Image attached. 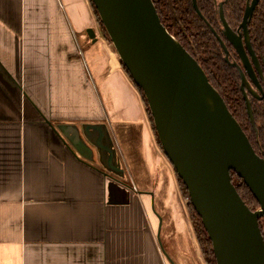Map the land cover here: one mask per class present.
<instances>
[{
  "label": "crops",
  "instance_id": "1",
  "mask_svg": "<svg viewBox=\"0 0 264 264\" xmlns=\"http://www.w3.org/2000/svg\"><path fill=\"white\" fill-rule=\"evenodd\" d=\"M69 10L92 27L89 0H0V264H208L141 92L97 33V76L119 81L111 89L126 111L102 108ZM59 125L76 126L91 151L71 147Z\"/></svg>",
  "mask_w": 264,
  "mask_h": 264
},
{
  "label": "water",
  "instance_id": "2",
  "mask_svg": "<svg viewBox=\"0 0 264 264\" xmlns=\"http://www.w3.org/2000/svg\"><path fill=\"white\" fill-rule=\"evenodd\" d=\"M92 2L121 63L145 95L161 147L186 185L189 199L212 242L216 264H264V233L260 224L264 217V156L256 152L199 61L164 25L153 0ZM258 2L247 1L243 24L254 65L262 74L248 31ZM193 5L204 18L197 0H193ZM225 27L227 38L258 83L242 37L237 44L226 22ZM88 33L93 41L98 39L94 27H89ZM220 41L228 53L221 37ZM241 73L245 82V74L242 70ZM242 91L253 122L251 101L243 86ZM88 126L100 130L103 127ZM54 128L64 133V140L78 152L89 149L76 126L73 130L67 129V125ZM109 147L114 159L117 152L113 141ZM110 169L124 175L117 160ZM233 171L258 200L256 210L238 192Z\"/></svg>",
  "mask_w": 264,
  "mask_h": 264
},
{
  "label": "trees",
  "instance_id": "3",
  "mask_svg": "<svg viewBox=\"0 0 264 264\" xmlns=\"http://www.w3.org/2000/svg\"><path fill=\"white\" fill-rule=\"evenodd\" d=\"M89 1L93 9V13L95 14V16H97L100 25L104 29L105 27L99 17L97 9L95 8L92 0ZM153 1L164 25L167 27L169 32L172 33L182 43V45L199 61V63L205 70L210 82L220 92L225 102L227 103L230 111L233 113L235 118L239 121L242 128L248 135L256 152L263 156L264 134L262 133L259 136L254 131L249 116L247 114L245 101L238 80L230 70L228 64L226 63L223 56V51L208 25V23H210L212 26L216 27L213 0H197L200 10L206 17L208 23L204 21L195 11L192 0ZM229 1L231 4L238 7L241 12L243 11L246 0ZM261 26V31L259 30L256 34L264 52V25L261 24ZM108 39L111 40L109 37ZM122 67L124 68L128 76L131 78L129 72L123 64ZM135 86L141 92L142 98L149 112L150 120L154 127L152 115L149 111L145 95L136 84ZM260 106L262 107V114L261 121L258 126L261 129H264V101L260 104ZM232 179L237 187L238 192L240 193L246 204L252 210H256L259 207V202L250 190V188L246 185L243 179L234 171L232 172ZM178 180L181 185L182 194L187 199L189 213L194 221L197 236L201 243L206 260L208 264H216L214 252L212 249V242L206 233L201 217L198 215L197 211L195 210L189 199V194L186 185L183 183L181 178L178 177Z\"/></svg>",
  "mask_w": 264,
  "mask_h": 264
},
{
  "label": "flooded vegetation",
  "instance_id": "4",
  "mask_svg": "<svg viewBox=\"0 0 264 264\" xmlns=\"http://www.w3.org/2000/svg\"><path fill=\"white\" fill-rule=\"evenodd\" d=\"M247 1L248 0H246L243 11L241 12L240 9L236 7L235 5L231 4L229 0H213L214 14L216 18V27L208 23L205 16L204 18H202L200 15L199 16L208 23L214 37L218 41L223 51V56H224L226 63L228 64L230 70L232 71V73L238 80L243 98H244V94L242 91V86L244 87L251 101L252 111H253V116H254L253 122L250 117L249 119L251 121L254 131L256 132L257 135L260 136L261 134L256 129H258L257 128L258 122L261 121L262 107L260 106V104L264 101V52L262 50L260 42L258 41L256 33L259 30L261 31L262 29L261 24L264 25V0H259L256 6V9L254 11V14L251 18V21L250 23H248L250 45L258 57V60L260 62V71H262V74L255 67L253 56L245 40V27L243 24V19H244V12H245V8L247 5ZM192 3H193V0H192ZM225 22L229 26V29L231 30V36L234 38L237 44H240L238 42V39L239 37H242L247 56L249 60L253 63L255 74L258 79V83H256L255 80L250 76L244 64L242 56L239 54L234 44L230 42L229 39L227 38V35L225 33L227 31L225 27ZM220 37L225 42L228 48V53L225 52L221 44ZM241 70L245 74V82H243ZM244 101H245V98H244ZM245 106H246V101H245ZM263 134H264V131H263Z\"/></svg>",
  "mask_w": 264,
  "mask_h": 264
},
{
  "label": "rangeland",
  "instance_id": "5",
  "mask_svg": "<svg viewBox=\"0 0 264 264\" xmlns=\"http://www.w3.org/2000/svg\"><path fill=\"white\" fill-rule=\"evenodd\" d=\"M80 18H81V15L79 16V22L74 20L73 15H72L71 11L69 10V35H70V37H73V39L75 40V42H74V40L72 39V41L76 47V52H77V54L79 52V54L82 55V58L84 60V64L86 66L85 68L87 69V73L89 74L90 78L92 79V77H93L92 73L96 76L97 84H98L99 90H100L99 93L101 94V98H102V103H101L102 108L104 109V106L106 105L105 110H107L111 116H114V115H115V117L124 116L125 115L124 111H126V110H123L122 106H121V108L117 107L118 104L120 105L122 100L124 99V97L121 95L122 92H119V94L117 95L115 93V90L111 89V87H113L114 85L116 87H118L119 89H122L123 86H120L119 81L117 79H115L113 82H110L108 84H104L103 81L97 76L99 68H100V72H102L104 70L105 63H106L105 53H104V50L102 49V46L100 44L101 43L100 39L97 42L93 41V39L90 37V35L88 33L89 27H87L85 25L86 24L85 19L83 20L84 21V23H83V22H81ZM89 26H92L95 28V30L97 31V33L101 37L102 42L107 40V41H109V43H111V46H113L112 41L108 39L109 36H108L106 30H104L105 28L104 29L102 28V26L100 25L99 20H98L97 16H95V14H94V20H92V22H89ZM0 87L2 88L1 84H0ZM1 88H0V90H1ZM27 105H28V103H27ZM22 108H23V105H21V106L19 105L17 107V109L15 110L14 117H16V119H17V116L20 115ZM119 109H120V111H119ZM255 119H256V117H255ZM258 124H260V122H258ZM257 128L258 129H256V130L259 131L260 134H262L264 129H261L258 125H257ZM15 131H17V129ZM157 138H158V136H157ZM179 185H180V183H179ZM180 188H181V185H180ZM185 200L187 202L186 198H185ZM187 205H188V203H187ZM191 219H192V217H191ZM192 222L194 224L193 219H192ZM260 224H261V227H262L263 233H264V217H261ZM194 226H195V224H194ZM200 247L202 249L201 243H200ZM202 252H203V249H202ZM203 256L205 257L204 252H203Z\"/></svg>",
  "mask_w": 264,
  "mask_h": 264
}]
</instances>
